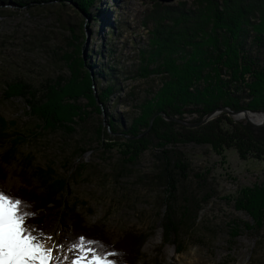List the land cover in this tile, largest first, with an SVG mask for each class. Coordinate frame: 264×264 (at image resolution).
I'll return each instance as SVG.
<instances>
[{"label":"trees","instance_id":"obj_1","mask_svg":"<svg viewBox=\"0 0 264 264\" xmlns=\"http://www.w3.org/2000/svg\"><path fill=\"white\" fill-rule=\"evenodd\" d=\"M16 1L19 5L28 2ZM56 1L62 4L74 1L80 10L99 21V25L106 24L110 28L108 36L121 26L117 20L114 24L109 22L107 9L104 6L99 8L100 0ZM95 8L97 11L93 13ZM148 21L154 25L148 42L138 51L134 70L140 77L160 76L158 88H150L139 99V112L132 115L128 123L124 121L126 114L112 112L107 127L99 121L90 129L101 146L119 148L121 161L117 175L132 172L139 155L154 150L158 159L157 171L151 176L166 188L164 200L169 203L164 214L165 238L173 240L182 229L195 224V216L203 205L218 194L198 173L197 177L202 180L198 190L203 192L202 195L184 181L190 168L177 145L183 142L209 145L218 154L233 148L242 159L264 161V126L237 120L227 112L194 127L167 120L158 114L149 131L140 134L148 129L152 116L160 111L192 121L220 106L264 112V0H192L191 4L181 1L176 5L156 1L155 7L146 15L145 24ZM62 26L73 36L70 41V35H67L68 46H59L61 52L53 50L56 57L52 60L63 61L67 73H59L41 83L21 75L5 80L4 97H19L28 107L34 124L27 131L32 137L55 131L72 134L77 131V126L88 124L92 109L100 112L105 107L112 111L110 102L121 101V92L127 95L122 81L125 70L118 62L100 61L93 65L88 60L96 53L101 59L108 56L114 50L108 48L109 39L102 42L105 48L96 52L83 47L84 39L81 38L86 34H78L69 20L62 21ZM94 66H98L95 72L92 70ZM80 98H86L90 110L86 108L87 104H81ZM25 130L18 122L0 113V147L7 145L1 153L0 187L31 204L36 216L30 219V223L38 233L45 224L47 213L60 211L59 222H68L72 232L77 233L75 238L85 236L102 241L110 246L109 250L122 253L116 259L122 260L123 264H138L145 256L143 247L147 235L128 230L114 241L104 228L87 224L77 212V206L71 207L66 218L62 195L68 191V179L58 177L50 166L37 169L33 154H24L20 158L21 164L25 171L34 168L36 178L43 183L27 182L8 188L3 185L7 174L5 165L16 159L20 144L26 140ZM110 132L115 133L119 142L112 143ZM85 148L76 145L67 159L81 155L80 151ZM84 165L86 163L81 161L76 169ZM234 200L237 209L246 211L252 218V222H244V226L258 231L264 225V179L242 186ZM62 205L63 209H60Z\"/></svg>","mask_w":264,"mask_h":264},{"label":"rangeland","instance_id":"obj_2","mask_svg":"<svg viewBox=\"0 0 264 264\" xmlns=\"http://www.w3.org/2000/svg\"><path fill=\"white\" fill-rule=\"evenodd\" d=\"M26 1V4L19 5L15 0H0V113L18 122L26 129L24 132L27 135L19 146L16 159L5 165L7 174L3 185L8 188L27 182L43 183L36 178L34 168L25 171L21 164L20 158L31 153L37 169L50 166L58 177L68 179V191L62 195L66 207H59L66 213V218L71 207L77 206V212L87 224L98 229L104 228L114 241H118L128 230L147 235L143 247L145 256L138 264H264V225L258 231L244 226V222L251 223L252 218L246 211L237 209L234 200L242 186L264 179L263 160L242 159L233 148L218 154L209 145L194 142L178 144L177 149L184 153L190 168L184 181L202 195L203 192L198 190L202 181L197 177L198 173L206 178L207 183H211L218 194L203 205L192 227H185L173 240H166L164 214L169 202L164 200L167 194L165 186L151 176L152 172L157 171L158 159L154 150L141 153L132 172L117 175L121 161L119 148L113 144L109 148L101 146L90 129L99 121L107 127V119L112 112L126 114L124 121L128 123L131 116L139 112V99L150 88H158L160 76L153 74L140 77L134 70L138 51L148 42L154 25L152 21L145 24L144 20L148 11L155 7L156 1L176 5L181 1L191 4L192 0L167 3L159 0H100L99 8L104 6L107 9L109 22L114 24L117 20L121 23L112 36L107 35L110 28L106 24L99 25V21L80 10L74 1L64 4L56 0ZM95 11L96 8L93 13ZM67 20L74 25L78 34H86L81 38L84 39V48L101 52L105 48L102 42L109 39L108 48L114 50L102 59L96 53L88 60L93 65L100 61L118 62L125 70L122 81L127 95L121 92V101L110 102L112 111L105 107L100 112L92 109L88 124L77 126V131L72 134L55 131L32 137L27 131L34 124L28 107L19 97H4L5 80L21 75L41 83L59 73H67L63 61L52 60L55 56L53 50L61 52L59 46H68L66 42L69 38L66 37L70 31L62 26V21ZM97 67L94 66L92 70L95 72ZM79 101L87 104L86 108L90 110L86 98H80ZM188 117L192 118L190 115ZM110 133L114 141L112 143L119 142L115 133ZM76 145H82L86 150L80 151L81 155L72 160L67 159ZM6 148L7 145L0 147V162L1 153ZM81 161L86 165L76 169ZM59 215L60 211L56 210L47 213L45 224L39 231L44 234L49 247L68 244L77 236L68 222H59ZM49 236L51 240L47 239ZM55 254L60 257L72 255L67 249L57 250ZM58 264L69 263L60 261Z\"/></svg>","mask_w":264,"mask_h":264},{"label":"snow or ice","instance_id":"obj_3","mask_svg":"<svg viewBox=\"0 0 264 264\" xmlns=\"http://www.w3.org/2000/svg\"><path fill=\"white\" fill-rule=\"evenodd\" d=\"M31 204L0 187V264H123L116 257L122 253L109 250L110 246L99 240L79 236L68 244L49 247L44 234L30 223L36 216ZM51 240L52 237H47ZM67 249L71 257L57 256V250Z\"/></svg>","mask_w":264,"mask_h":264},{"label":"water","instance_id":"obj_4","mask_svg":"<svg viewBox=\"0 0 264 264\" xmlns=\"http://www.w3.org/2000/svg\"><path fill=\"white\" fill-rule=\"evenodd\" d=\"M159 1L167 3V2H171L173 0H159ZM95 94L97 96V92H95ZM221 112H227L229 115H231L235 119H237V115L241 114L243 116V118L247 122H249L250 124L255 125V126H264V112L263 113L262 112H255V111H251V110H248V109H245V108L244 109L235 110V109H232V108H230L228 106H220V107L212 109L211 111L206 113L202 118H200L199 120H196V121H192V120H189V119H183V118H179V117H173V116L168 115L164 111L157 112V113H155L152 116L148 129L143 131L140 135H144V134H146L149 131V129L151 128V126L153 124L154 118L158 114H162L163 117L165 119H167V120L178 121V122H180V123H182L184 125H187V126H190V127H194V126H198L200 124H203V123L215 118ZM257 113H260L262 115V117L259 118V119L253 118L252 115L253 114H257Z\"/></svg>","mask_w":264,"mask_h":264},{"label":"bare ground","instance_id":"obj_5","mask_svg":"<svg viewBox=\"0 0 264 264\" xmlns=\"http://www.w3.org/2000/svg\"><path fill=\"white\" fill-rule=\"evenodd\" d=\"M252 117H253V118H257V119H259V118H261L262 116H261V115H254V114H253ZM237 118H241V119H242L243 116H242L241 114H239V115H237ZM68 263L70 264V260L68 261Z\"/></svg>","mask_w":264,"mask_h":264}]
</instances>
